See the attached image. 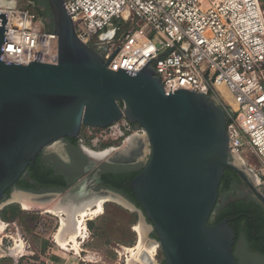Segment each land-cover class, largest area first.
<instances>
[{
	"label": "water",
	"instance_id": "95a60500",
	"mask_svg": "<svg viewBox=\"0 0 264 264\" xmlns=\"http://www.w3.org/2000/svg\"><path fill=\"white\" fill-rule=\"evenodd\" d=\"M44 1L50 14L45 22L58 39L56 64L4 62L1 16L0 204L51 143L77 139L82 128L103 130L125 119L144 131L148 159L130 182L139 209L117 198L136 210L141 224L154 232L151 242L161 251L163 263L239 264L233 254L234 229L226 219L209 224L213 208L221 203L218 188L225 169L233 171L263 206L264 193L251 170L230 154L225 111L201 93L183 89L165 93L149 63L133 74L107 69L108 62L77 38L65 0ZM83 148L84 156L94 162ZM85 181L62 199L80 202L101 195L89 192ZM15 193L38 201L61 194Z\"/></svg>",
	"mask_w": 264,
	"mask_h": 264
},
{
	"label": "built area",
	"instance_id": "2783aa9c",
	"mask_svg": "<svg viewBox=\"0 0 264 264\" xmlns=\"http://www.w3.org/2000/svg\"><path fill=\"white\" fill-rule=\"evenodd\" d=\"M64 6L77 38L108 62L107 69L133 74L149 63L165 93L183 89L217 101L230 118V154L264 186V11L259 0H65ZM33 8L25 1L0 0L4 62L57 63V36ZM85 129L88 137L102 131L104 139L107 132L110 139L144 135L125 119L103 130ZM246 147L260 167L247 165Z\"/></svg>",
	"mask_w": 264,
	"mask_h": 264
},
{
	"label": "rangeland",
	"instance_id": "374dc122",
	"mask_svg": "<svg viewBox=\"0 0 264 264\" xmlns=\"http://www.w3.org/2000/svg\"><path fill=\"white\" fill-rule=\"evenodd\" d=\"M259 1L262 3L261 8L264 11V1ZM19 5L26 6L24 2H19ZM92 134V137H88V130L85 128H82L79 134L83 140V146L92 151L102 152L114 148L116 151L109 155V157H112L116 152L122 156H127L129 152L128 148L131 147V143L133 142L137 148L136 157L140 158L142 156L144 160L148 157L144 137H142L144 143L139 144L138 136L126 134L122 138L110 139L108 137L109 132H107V138L104 139L105 135L102 131H92ZM131 137L132 139L128 140ZM96 138H98L97 142ZM127 140L130 141L128 144L126 143L128 142ZM242 155L247 165L255 168L261 166L260 161L249 148H244ZM109 157L99 161V163L103 164ZM254 181L257 182L256 179ZM257 187L264 193V186L258 184ZM14 193L15 191L11 192L10 198L0 204V223L2 225V228L0 227V249L8 251L14 247L16 241L21 240L25 247V252L17 259L5 255L0 258V264H45L55 256L63 258L72 256V251L64 252L59 250L54 241V235L60 224L59 218L49 212L46 213V209L48 208H53L57 205L62 206L60 202L65 192L61 193L58 197L49 198L44 201L33 200L34 205L30 208L31 210H23L19 203L10 200ZM48 194L53 193L42 195ZM130 203L134 205L132 202ZM70 205L66 203L63 206L67 207ZM60 214L65 218L62 212ZM139 225H141V219L136 210L109 200L103 204V214L85 222L86 238L78 239L81 242L78 251L79 256H76L78 254L75 253L76 255L73 257H76L80 262L83 261L81 264H100L102 262L123 264L125 260L121 255L123 249L133 248L139 243L137 232L133 231ZM146 225L149 227L148 223ZM151 233L152 231L150 230L146 231L145 236L142 238L143 245L147 249L148 246L153 244L146 245V243L148 244L154 240L150 235ZM155 251L156 264H162L163 257L161 251L159 249ZM143 254L145 255L147 252L142 251L136 257L137 262H141L140 256ZM236 255L243 264H264V260L252 254L246 248L242 239L237 243ZM147 256L149 255L147 254ZM149 258L153 262L154 259Z\"/></svg>",
	"mask_w": 264,
	"mask_h": 264
},
{
	"label": "flooded vegetation",
	"instance_id": "af4514ba",
	"mask_svg": "<svg viewBox=\"0 0 264 264\" xmlns=\"http://www.w3.org/2000/svg\"><path fill=\"white\" fill-rule=\"evenodd\" d=\"M29 3L31 6L38 8L41 12H46L45 6H47V4L44 0H32ZM47 18L48 17L45 19ZM45 19L44 24L47 25ZM131 128L136 129L137 126L131 125ZM132 136L141 137V135ZM130 139H132V137ZM128 151L127 156L109 157L107 161L100 164L99 162H91L84 156L81 151L80 136L77 139H59L44 148L37 155L34 166L26 168L21 177L4 193L1 203L8 200L13 191L38 195L46 193H63L73 188L80 181L86 180L85 182L89 192L101 195L111 194L115 197L121 196L129 202H132L139 209L133 201L126 198L121 192L112 189L110 184L104 180V177L107 175L113 176L143 168L148 157L146 160H144L142 156L137 158V148L135 146L128 148ZM44 175H48L49 180L57 181V183L53 185L37 183L36 180H39L38 177L44 178ZM22 184L28 185L30 189H23ZM230 193L236 195L239 199H255L253 194L238 176L232 182ZM146 222L149 224L148 221ZM153 233L154 232L150 235L152 236ZM238 241L239 240H235L233 246V254L236 260V246ZM237 262L240 264L238 260Z\"/></svg>",
	"mask_w": 264,
	"mask_h": 264
},
{
	"label": "trees",
	"instance_id": "16d2710c",
	"mask_svg": "<svg viewBox=\"0 0 264 264\" xmlns=\"http://www.w3.org/2000/svg\"><path fill=\"white\" fill-rule=\"evenodd\" d=\"M45 7L46 12H41L36 7L33 8L42 20L50 15L48 7ZM45 28L51 31V26L45 24ZM226 121V124L230 122V118L228 116ZM141 170L142 169L134 170L113 176L107 175L104 177V180L110 184L112 189L121 192L126 198L133 201L139 207L132 194L130 182ZM43 177L44 178L38 177L39 180H36L37 183L47 185L57 183V181L49 180L48 175H44ZM236 178L237 176L233 171L225 169L218 188V199L221 200V203L216 204L213 208L209 218V224L216 225L221 220L226 219L228 226L234 229L236 233L235 240L242 239L246 248L249 249L252 254L257 255L260 259L264 260L263 206L259 204L256 199H239L236 195L230 193L232 182ZM22 188L30 189V187L26 184H22ZM151 237L155 239V234L153 233ZM237 260L240 264H243L238 258ZM162 264L164 263L162 262Z\"/></svg>",
	"mask_w": 264,
	"mask_h": 264
},
{
	"label": "bare ground",
	"instance_id": "6f19581e",
	"mask_svg": "<svg viewBox=\"0 0 264 264\" xmlns=\"http://www.w3.org/2000/svg\"><path fill=\"white\" fill-rule=\"evenodd\" d=\"M144 136L141 135V137H138L139 144H143V138ZM145 138V137H144ZM130 140V138H128ZM127 140V141H128ZM145 141V140H144ZM130 141L126 142L127 144ZM83 151L92 159L94 162H99L106 157H109L115 150L108 149L102 152H95L88 148H83ZM122 157L121 154H115L112 155V158L115 157ZM238 159V158H237ZM238 164L242 166L243 161L238 160ZM252 179H255V176L250 172L249 173ZM33 199L28 195L21 194V193H14L12 196V201L17 202L21 205L23 210H29L34 205ZM114 201L118 202L122 205H126L121 199L112 196L111 194H102V195H95L92 196L86 200L80 201V202H74L71 198L64 197L61 199L60 205L62 206H55L53 208L46 209V212H49L51 214H54L59 218L60 224L59 227L54 235V241L59 247V249L63 251H74V253L79 254V241L78 239L86 238V227L85 222L87 220H90L94 217H97L101 214H103V204L107 201ZM66 203L71 204L70 206L64 207ZM31 210V209H30ZM60 212H62L65 215V218L61 216ZM0 227L2 228V225L0 223ZM138 236H139V243L137 246L133 248H126L125 254L126 255V261L124 264H131L133 263L132 260H136V257L142 252L146 251L147 254L151 257L154 253V251H149V248L147 249L146 246L143 245V237L146 234L145 227L141 224L139 227H136L134 229ZM153 247L157 249V246L153 243ZM153 248V249H154ZM25 252V247L21 240L16 241L14 247L9 249L8 251H4L0 249V258L4 257L5 255H9L10 257L17 259L20 255H22Z\"/></svg>",
	"mask_w": 264,
	"mask_h": 264
},
{
	"label": "crops",
	"instance_id": "0c3cea01",
	"mask_svg": "<svg viewBox=\"0 0 264 264\" xmlns=\"http://www.w3.org/2000/svg\"><path fill=\"white\" fill-rule=\"evenodd\" d=\"M133 231H134V229H133ZM136 233V232H135ZM137 234V233H136ZM137 239H138V241H139V237H138V234H137ZM79 243H81V242H79ZM138 243V242H137ZM152 242L150 241L148 244L146 243V245H150ZM80 245V244H79ZM148 248H149V251H154V253H152L153 255L151 256V258H153L154 260H153V262L150 260V256H147V254H143L142 256H140V259H141V262H137L136 260H132V262L133 263H131V264H156V260H155V256H156V249L153 247V244H151L150 246H148ZM154 248V249H153ZM59 250H61V249H59ZM61 251H63V250H61ZM71 251V250H70ZM65 252V251H64ZM125 252V249H123V251H122V253H121V255H122V257L125 259L124 260V263H125V261H126V255L127 254H125L124 253ZM76 254L72 251V256H69V257H67V258H63V257H54V258H51L47 263H45V264H81V262H83V261H79L76 257H73V256H75ZM76 256H79V254L78 255H76ZM65 257V256H64ZM69 258V259H68ZM123 263V264H124ZM100 264H116V263H110V262H102V263H100Z\"/></svg>",
	"mask_w": 264,
	"mask_h": 264
}]
</instances>
